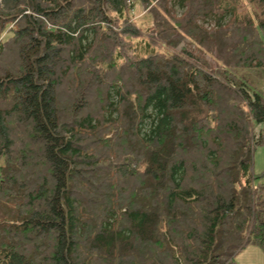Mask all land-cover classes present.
<instances>
[{
  "label": "trees",
  "instance_id": "1",
  "mask_svg": "<svg viewBox=\"0 0 264 264\" xmlns=\"http://www.w3.org/2000/svg\"><path fill=\"white\" fill-rule=\"evenodd\" d=\"M5 30L0 264L264 251V0H0Z\"/></svg>",
  "mask_w": 264,
  "mask_h": 264
},
{
  "label": "rangeland",
  "instance_id": "2",
  "mask_svg": "<svg viewBox=\"0 0 264 264\" xmlns=\"http://www.w3.org/2000/svg\"><path fill=\"white\" fill-rule=\"evenodd\" d=\"M247 2V0H246ZM142 14V10L138 6H134V9L131 12V15L133 17H138ZM176 15H181V9H176ZM139 18L138 22L142 25L144 22L145 24L150 23V19L147 17L145 19ZM135 21V22H136ZM9 34H7V30L3 32V34L0 36V40H4L8 37ZM260 87L262 88L264 92V80L259 82ZM259 129L255 128V132L258 135ZM253 164H254V174L262 176V178L259 181V184L264 185V146H260L257 148V150L254 153L253 158ZM236 264H264V251L256 246H248L246 249L242 250L236 257Z\"/></svg>",
  "mask_w": 264,
  "mask_h": 264
},
{
  "label": "water",
  "instance_id": "3",
  "mask_svg": "<svg viewBox=\"0 0 264 264\" xmlns=\"http://www.w3.org/2000/svg\"><path fill=\"white\" fill-rule=\"evenodd\" d=\"M4 257L2 256V257H0V259H3Z\"/></svg>",
  "mask_w": 264,
  "mask_h": 264
}]
</instances>
